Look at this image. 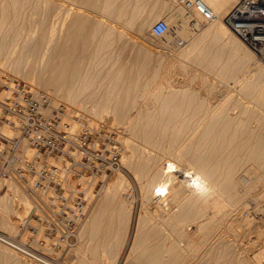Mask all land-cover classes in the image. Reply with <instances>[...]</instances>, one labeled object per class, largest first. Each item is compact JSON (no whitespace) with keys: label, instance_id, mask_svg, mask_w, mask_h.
Masks as SVG:
<instances>
[{"label":"bare ground","instance_id":"6f19581e","mask_svg":"<svg viewBox=\"0 0 264 264\" xmlns=\"http://www.w3.org/2000/svg\"><path fill=\"white\" fill-rule=\"evenodd\" d=\"M203 1L220 18L173 0H0V66L24 70L51 92L49 104L102 113L92 102L102 105L106 95V105L115 103L102 108L113 109L110 136L128 132L135 142L125 140V165L141 181L145 212L128 264H251L249 245L236 249L242 239L234 247L230 238L251 227V213L237 215L248 195L264 219V62L223 20L236 0ZM160 17L176 30L166 38L151 33ZM175 33L185 34L184 47ZM119 171L86 221L94 264L100 252L121 261L131 236L136 199ZM68 172L80 186V168ZM43 195L40 203L51 202L50 192ZM13 212L1 220L11 228L26 220Z\"/></svg>","mask_w":264,"mask_h":264},{"label":"built area","instance_id":"2783aa9c","mask_svg":"<svg viewBox=\"0 0 264 264\" xmlns=\"http://www.w3.org/2000/svg\"><path fill=\"white\" fill-rule=\"evenodd\" d=\"M173 1L188 10L195 8L205 19L220 18L203 0ZM223 20L258 59L264 60V0H239ZM175 31L162 19L151 29L152 35L164 38ZM179 43L183 44L184 40L180 39ZM0 93L3 94L0 96V124L19 132L0 131V181L18 178L32 185L33 190L52 192L57 212L49 223L45 239L54 250L64 251L79 237L90 207L89 190L95 181L94 189L100 191L110 174L123 169L120 151L110 147V139L103 132L87 129L85 125L78 128L66 116L65 107L49 108L48 100L38 96L27 82L7 76L1 69ZM26 140L36 148L35 159L29 162L19 155ZM44 155L56 158L57 163H51ZM78 163L89 175H85L88 177L86 186L76 189L67 184L66 179L69 168ZM31 216L19 226V232L29 229V237H34L37 230L31 226ZM33 218L40 220L39 216L33 215ZM0 239L41 262L51 259L17 237L0 233Z\"/></svg>","mask_w":264,"mask_h":264},{"label":"rangeland","instance_id":"374dc122","mask_svg":"<svg viewBox=\"0 0 264 264\" xmlns=\"http://www.w3.org/2000/svg\"><path fill=\"white\" fill-rule=\"evenodd\" d=\"M238 1L239 0H236L235 1V4ZM235 4H233L232 6H234ZM153 13H156V10H154ZM161 19L163 20L162 17H160L158 20H161ZM204 22H207V21H204ZM174 36H176V39H177V42H178L177 46H180V44H179V40L180 39H183L184 40V44H182L181 47L182 46L184 47L187 44V39L186 38L185 39L183 38V36H185L184 33H181L179 35L178 34H175ZM150 43H151V45L153 44V48L155 50H157V48L155 47V45H157L156 42L150 41ZM254 58L256 59L255 56H254ZM256 60H259V61H263L264 62V60H260L258 58ZM195 65H196V68L198 69V72H199V69H201V65L200 64H195ZM3 67L4 66H2V67L0 66V69L2 71L4 70V72H3L4 74H6L7 76H15L18 79L27 82L28 84L31 85V87L34 89V91L37 93L38 96L44 97L47 100L49 98H52V96L50 94L51 93L50 91H43V89L40 87V85H39L38 82L33 81V80H30V79H27L26 77H24L23 76V71L24 70L23 71L21 70L18 73V71L20 69L18 70V67H16V66H15L16 67L15 68L14 66L11 65L10 69H8L9 67L8 68H6V67L3 68ZM20 73L22 75H19ZM176 78L178 80L182 81V82L185 81V77L183 75H178ZM228 81H227V83H228ZM230 81H229L228 84L229 85H231V84L234 85L233 84L234 83L233 79L230 80ZM100 86L102 87L103 85H99V87ZM0 96H2V93H1ZM100 97H103V96L100 95L98 97L96 95V97H95L96 98V101H95V99H94V101L95 102H98V101H101L102 100V105H101V102H99V103H93L92 102L93 99H90L89 100V103L87 101V104H89V105H87V104L86 105L88 107H90V109H93L95 111V109L92 108V107H94L95 105L98 104L97 108H98V110H101L100 112H102V113H99V111H96L95 113L92 111L93 113H91V112L87 111V109H85V108H83L82 110H84V111H82V110H80L81 108L79 109V106H77L75 103L73 105V102L65 101V100H60V102H59L58 105L57 104H49V108L51 107V108H60L61 109L62 108L61 105L64 104L63 106L67 109V115L66 116H68L69 120L71 122H73L74 125H76L78 128L85 125V127L87 129H90V130H93L94 129V130L101 131V132H103L110 139V142H111L110 145H112V147L111 146L110 147L112 149H115L116 147H119L120 148V155H121V162H122V165H123V169H121V171H119V172H122L123 174H125V176L130 180V182L132 184V186L130 187V191H131V193L134 192L135 199H136L135 200V206H134V209H133L134 210L133 211V215L134 216H133V221H132V227L130 229V235L131 236H129L130 239L128 241L127 247H126V249L124 251L123 259L121 261H119V259H117L116 255H114L111 252H109L108 254H105L103 252H100V255L101 256L103 255V258L100 259V261H98L97 264H126V263L128 264V262H127V259H128V256H129L128 254L131 252L130 249H131V247L133 248V245L135 244L134 241H136V239H137V238H135V235L137 233L136 231H137V228H138L137 225L138 224L140 225L139 221H141V219H142V218L139 219L140 218L139 215H142V217H143V214L145 212V209L144 208L143 209L141 208V207H143L141 205L142 204L141 203V195H142V192L140 191L141 190L140 189L141 186L138 185V184L141 185V183H140L141 181L138 182L137 181L138 180L137 176H134V175H136L134 173V171L132 169H130L129 165H125L126 157L124 155V151L126 149H129V147H127V145H129V144L125 143L126 142L125 140L127 138V142L128 143H131V142L133 143L134 140L132 139L133 140L132 141L130 139L131 137L129 138V135L130 134L128 132H126V133L123 132V134L122 133H119L120 135L118 136L117 139H115L113 136H110L111 134H109L108 130H109L110 127H112L110 125H112V124L114 125L113 121L115 120V118H114L115 116H113V113L111 114V110H113L112 107H113V105L115 103L114 102H112V103L110 102L112 104V107H109L110 108V110H109L110 113L105 112L104 110L106 108L104 109L103 104L106 105V101H104V100L107 99V96L104 95V99L101 98V100H100ZM86 100H88V99H86ZM86 100H85V102H86ZM107 100L109 101L110 99L108 98ZM90 101L92 102V105H94V104L95 105L94 106H91L90 105L91 104ZM103 101H104V103H103ZM48 102H49V100H48ZM107 103H108V105H106L105 107L111 106L109 102H107ZM78 104H80V102ZM80 105H83V102H81ZM95 108H96V106H95ZM77 109H79V110H77ZM122 125L123 124H121L120 126H122ZM122 127H124V126H122ZM1 130L3 132H5V133H8V134H10V133L11 134H14V133L18 134L19 133L16 130L13 131L9 127H2L1 124H0V131ZM120 130L121 129H118L117 131H120ZM31 143L32 142L30 140H26L24 142V146L21 148V152L19 153L20 158L21 159H25V161H27V162L35 159L36 148H35L34 144L32 143V145H31ZM114 146H115V148H114ZM125 152H127V150ZM44 157H47L48 161H50L51 163H55L56 164L57 161H58L54 157H48V156H45V155H44ZM71 167L72 168L73 167H79L80 168V170H81L80 177H81V180H82V184L80 186H77L73 181H68L66 179L67 184L71 185L72 187H74L76 189L82 188V187L86 186V181H87L88 177L85 176V175L86 174L89 175V173L86 170H84V168L81 166L80 163L74 164V166H71ZM117 172L118 171H116V172H114V173H112V174H110L108 176V178L106 179L105 185L100 189V191H97V189L96 190L94 189L95 184L97 183V181H95V183L92 186L91 190H89V193H91L90 194L91 203H90V207L88 209V212H87V216L85 218V221L83 222L82 227L80 229L79 237L74 242V244L72 245V247L67 248L64 251H56V250H54L52 248V244L47 239H45L46 232L49 229V223H50V221L52 219L55 218V214L57 212V207H56V204H55V201H54L52 192H50L51 193V196H50V201L51 202H49L47 204H44V203L42 204V202L40 203V201H42L43 197H45L43 195V191L33 190L34 187L32 185H30V184H27L26 181H24L22 179H18V178H16V179H6V180L0 181V233L6 234V235H10V236H13V237H17L18 240L23 241L25 244L30 245L34 249H36L38 251L41 250L43 253H46L47 256L49 255L48 257L51 258L49 260V262H47V264H94L93 263L94 261L92 260L93 253H92V250H91V247H90V243H89V240H88V237H87V234H86V230H85L86 224H87L86 221L89 220V217H90L91 213L93 212L94 207L96 206L95 204H97L99 200L100 201L103 200V198L106 196L107 191H108L107 188H108V186L111 185V183H112V181L114 179L113 177L116 174H118ZM83 177H85L86 180L83 181ZM99 187L100 186H98L97 188L99 189ZM40 192H41V194H40ZM5 195L8 198H6ZM250 196L251 195H248V198H246L247 196L245 197L246 199L243 202V204L241 205L242 208L240 207V210L237 213V215L239 214V215L242 216V214H244L246 212L245 214L247 216L248 213H251V214L248 215V217L250 216L251 219H252L250 221V222H252V223H250L251 224V227H250L251 229L247 225L246 226V229L249 228V231L247 233L246 231L248 229L245 230V226L244 227H241V228H238L237 231L240 230L239 232H241V234L239 233V235H238L237 232L236 233H232L230 235V238L233 239L232 240L233 242L235 241V238H237L238 240H240V238L242 239L241 241H243V243L240 241L242 243V245L240 244L239 246L237 245V243L239 244L240 242L237 239H236V242H234L235 244L231 241L234 244L232 246L235 247V245H237L236 249H238L239 247L241 248L242 246H244L246 244H247V246L249 245L248 246L249 247V250H251L250 251L251 252L250 253V256H251L250 257V259H251L250 262H251V264H255L258 260H261V261H258V262H261V264H263L264 263V261H263L264 260V253H262V252L264 251V249H263L264 246L262 247V244L263 243L260 242V236H259L260 235L259 234L260 232H259V230L264 229V225H263L264 224V222H263L264 219L261 221L262 212L257 213L259 211L255 210V208H256L255 207L256 205L254 203L255 200H254V198L252 196L251 197ZM14 200H15V202H14ZM138 200H140V201H138ZM18 201L20 203H17ZM12 202H14V203H12ZM15 204H18L17 205L18 207ZM19 204H20V206H19ZM41 206H43V209H42ZM243 207H246V208H243ZM14 208H15V210L13 212L12 209H14ZM16 208H17V211H16ZM249 208H250V210L247 211V209H249ZM245 209H246V211H245ZM6 211L7 212L9 211L10 213L13 212V214H15V212H16L17 214H15L13 216L16 217L17 215H19L17 217H20L21 216V217H23L25 219L27 217H29L30 215H32L30 222H31L32 228H35L37 230L36 236L29 237V235H31L29 233H31V232H30L29 229H27L25 232H26V236H28V237L25 238L26 236L24 235V232L23 233L19 232L20 231L19 230V226L24 223V222L22 223L21 221L15 223V226H13L15 228H11L12 226H10V225H9L10 226V228H9V226H7L6 224H5L6 227H4L5 225L1 222V220H3L4 217L6 218L7 215L10 216L9 215V212L7 214ZM241 212H242V214H241ZM33 215L34 216H39L40 217V220H38L37 218H33ZM239 215H238V217H240ZM255 217H256V219H255ZM250 224H249V226H250ZM242 230H244V231H242ZM243 232H244L245 235L243 234ZM246 233H247V235H246ZM233 235H235V237H233ZM238 236H240V237H238ZM44 241H46V242H44ZM259 242L262 243V244H260ZM244 243H246V244H244ZM0 246H1L0 247V264H25V262H29L31 264H46V263H43V262L40 263L39 260H38V263H37V259H34V258L33 259L36 260L35 262H34V260H30L29 261V259H27L24 255H21L22 253H20L18 251H14L13 249H12L13 251H11V248L9 250V248H6L7 247L6 245H5L6 247H4L3 246V243L1 244V242H0ZM232 246L230 245V247H232ZM250 246L252 247V249H251ZM236 252H235V254H236ZM238 255H240V254H238ZM253 255H255L256 257L254 256L255 259L252 260ZM223 257H225V260H223V262H224V261H226V255L223 256ZM236 257H238V256L236 255ZM220 259L222 260V257ZM220 259H219V261H220ZM253 261H255V262L252 263ZM262 261H263V263H262Z\"/></svg>","mask_w":264,"mask_h":264}]
</instances>
